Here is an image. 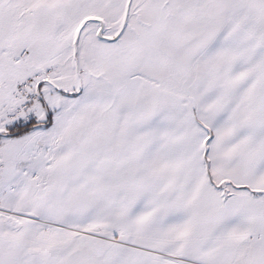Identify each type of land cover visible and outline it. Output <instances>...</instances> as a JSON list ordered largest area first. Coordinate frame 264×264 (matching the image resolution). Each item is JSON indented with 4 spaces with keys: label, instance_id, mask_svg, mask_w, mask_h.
Masks as SVG:
<instances>
[{
    "label": "snow or ice",
    "instance_id": "1",
    "mask_svg": "<svg viewBox=\"0 0 264 264\" xmlns=\"http://www.w3.org/2000/svg\"><path fill=\"white\" fill-rule=\"evenodd\" d=\"M0 264H264V0H0Z\"/></svg>",
    "mask_w": 264,
    "mask_h": 264
}]
</instances>
